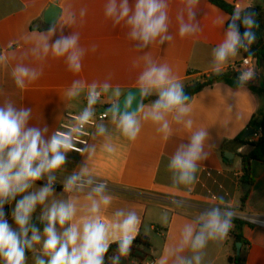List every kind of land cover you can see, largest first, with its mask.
<instances>
[{
	"label": "crops",
	"instance_id": "0c3cea01",
	"mask_svg": "<svg viewBox=\"0 0 264 264\" xmlns=\"http://www.w3.org/2000/svg\"><path fill=\"white\" fill-rule=\"evenodd\" d=\"M224 1L242 12L255 5L264 7V0ZM106 3L107 0H0V56L7 58L6 61L0 60V104L9 100L17 107L31 108L30 125L46 128V138L54 134L67 112L82 114L85 111L89 85L108 83L111 86L93 107V115L112 106L114 101L118 102L129 90L139 88L138 78L145 67V56H150L157 64H167L183 87L202 81L205 75L218 74L213 71L212 53L224 38L230 15L211 0H199L195 20L200 31L185 37L179 35L180 22L177 19L184 11L183 0H168L172 39L163 45L153 43L146 49H137L136 42L128 36L129 28L123 22L114 24L105 16ZM129 3L133 4L134 0H129ZM52 4L60 8V16L55 23L57 31L49 43L61 34L77 33L79 47L84 51L79 71L70 70L66 59L53 55L51 51L41 57L29 52L39 40V33L49 29L43 16ZM69 14L74 16V23L66 25L65 17ZM184 17L187 20L186 11ZM222 20H225L224 24ZM243 56L240 51L236 57L230 58L220 73ZM18 63L41 72L23 90L15 85L12 76V69ZM255 69V75L248 82L260 87L264 69H258L254 62L251 72ZM74 81H80L84 88L79 96L69 98L67 91ZM117 87L121 92L118 98L112 95ZM152 103L142 102L136 113L140 132L134 141L124 137L111 123L112 115L98 122L106 126L107 133L97 135L95 127L84 154L67 153L66 165L57 173L55 198L71 199L75 203L76 215L72 223L81 224L84 217L91 215L89 192L63 191L64 177L79 172L80 167L86 164L89 176L109 184L104 194L111 197V203L101 205L97 215L109 225L110 231L118 210L135 212L140 218L136 237L144 234L152 244L148 251L149 260L154 259L156 264H161L167 258V264H173L170 254L181 238L182 228L191 224L205 209L219 206L230 208L235 213L264 216V154L261 159L251 160L253 184L245 190L244 183H240L244 171L239 154H249L254 147L229 143L248 128L260 99L246 83L234 87L225 82H215L191 99L188 103L191 110L182 120L178 122L174 118L175 113L166 115L167 131L162 130L163 121L156 123L144 118ZM188 120L192 121L191 128L187 127ZM200 129L208 132L205 145V150L210 153L208 159L199 162L192 185L174 186L167 164L177 148L188 143L192 132ZM224 144L225 152L235 155L230 161H225L221 154ZM105 145H110L113 151L108 152ZM36 183L43 186L46 181ZM246 191H249V196L242 207ZM13 207L14 203L8 205L7 210L6 218L10 224L13 223L10 215ZM40 212L38 207L33 219L38 218ZM165 216L167 222L163 219ZM236 233H240L248 243L242 245L239 253L234 240ZM239 254L245 256L243 264H264L263 227L245 223L237 229L233 224L224 241H208L202 250L201 264H237L232 259ZM181 255L190 257L192 253L185 249ZM32 256L33 253L28 255V264H34ZM120 264L139 263L135 258L122 257Z\"/></svg>",
	"mask_w": 264,
	"mask_h": 264
},
{
	"label": "clouds",
	"instance_id": "9594fccd",
	"mask_svg": "<svg viewBox=\"0 0 264 264\" xmlns=\"http://www.w3.org/2000/svg\"><path fill=\"white\" fill-rule=\"evenodd\" d=\"M183 4L187 20L184 11L177 16L181 37L200 31L195 20L199 0H183ZM167 9L168 0H134L133 4L129 0H107L104 11L114 24L123 22L129 28L128 36L136 42L137 49H146L153 43L163 45L172 39ZM228 19L230 23L224 38L213 49L214 73H220L222 66L230 58L236 57L240 50L250 53L256 39L253 17L237 8ZM224 22L221 21L222 24ZM71 23H74V16L69 14L65 17V24ZM241 25L245 29L243 33L240 32ZM56 31V25L53 24L47 32L39 33V40L29 52L41 57L51 51L55 56L64 57L70 70L79 71L84 55L83 49L79 47V35L74 32L67 36L61 34L50 44ZM6 59L0 56V60ZM143 59L145 67L138 78L140 93L143 96L155 93L157 96L144 118L156 123L163 121L162 130L167 131L166 115L175 113L174 118L178 122L182 120L191 110L189 97L184 94L183 85L172 75L167 64H157L150 56ZM40 75L39 70L23 63L16 64L12 69L15 85L21 90ZM252 75L251 72L243 73L239 82L247 83ZM110 87L108 83L88 86V106L81 114V124L92 118L93 107ZM83 88L80 81H74L67 96L75 98ZM112 95L120 97V89L115 88ZM132 103L133 98L129 96L121 110L114 101L111 123L124 137L134 141L140 132V121L136 112L130 111ZM31 115V108L17 107L9 100L0 104V264H28V252L33 253L34 264H104L109 246L114 242H118V249L117 254L110 257V264H120L121 258L129 255L139 231L140 218L133 211L118 210L110 231L109 225L97 215L101 205L111 203V197L104 194L107 186L102 182L96 183L87 174L85 164L79 172L63 179L65 192L89 190L91 215L84 217L81 224L72 223L76 215L75 203L71 199H56L54 190L57 173L66 165L67 153L73 150L71 140L57 134L46 138V128L30 125ZM187 127H192L191 120L187 121ZM96 129L97 135L107 133L103 123L98 124ZM207 139V130L200 129L192 132L188 143L177 148L167 164L174 186L187 187L195 182L199 162L207 160L210 154L205 150ZM105 148L108 152L113 151L110 145H105ZM79 151L83 153L85 149ZM41 180L46 183L37 186L36 182ZM13 203L10 213L13 223L10 224L4 208ZM38 207L41 212L37 219L43 225L42 230L33 223V215ZM235 216L236 213L230 208L213 206L205 209L191 224L182 228L181 238L170 254L173 264H201L202 250L208 241H224L233 227ZM163 219L167 222V216ZM37 245L40 247L37 248ZM185 249L191 251L190 257L181 255ZM161 264H167V258Z\"/></svg>",
	"mask_w": 264,
	"mask_h": 264
},
{
	"label": "trees",
	"instance_id": "16d2710c",
	"mask_svg": "<svg viewBox=\"0 0 264 264\" xmlns=\"http://www.w3.org/2000/svg\"><path fill=\"white\" fill-rule=\"evenodd\" d=\"M213 4L216 6L222 8L226 12L229 13L230 17L232 13L235 10V7L228 4L224 0H211ZM254 8L257 9V14L255 17V27L253 31L256 34V39L254 43L251 46L250 53H245L243 50H240L243 52L244 57H250L254 60L256 63L258 69L261 68V62H264V7L260 5H255ZM230 23V19L227 22ZM244 28L241 25L240 32H244ZM264 72V71H263ZM239 75L237 73H218L213 74L210 76H203L202 81H197L194 83H188L184 86V94L189 97L188 103L191 101V99L198 94L200 91H202L204 88L214 84L215 82H225L227 84H230L234 87H239L242 85L239 82ZM250 89L256 94L260 99V105L258 107V110L254 113L248 127H254V128H261L262 130V137L260 140L256 143H251L248 139H245L243 137V133L240 134L237 138H235L233 141L229 143L237 144L238 146H247L251 145L254 147L252 152L249 154H239L241 156L243 161V171L244 174L242 177H240V183H249L250 185L253 184V179L251 177V166L250 162L253 159H261L262 155L264 154V80L262 79V85L260 87L254 86L253 84L247 82ZM155 99H157L156 95H149L144 96L143 103H149L153 102ZM226 150V145L224 144L222 149V156L224 155V152ZM249 196V191H246L244 196L242 197V207L245 206L247 199ZM7 210L8 205H5L4 211L7 216ZM33 223L36 224L38 227L43 228V225L39 223V220L37 218L33 219ZM233 224H235V227L237 229H240L243 224H245L243 221L234 218ZM235 245L240 242L242 245L248 244L247 241L243 238V236L240 233H236L234 235ZM152 248V244L149 240V238L144 234H139L136 238H134L132 245L130 247L128 258H135L138 259L140 262L144 260L145 257H148V251ZM118 249V242L113 243L110 245L104 259V264L110 263V257L117 254ZM32 252H28L27 255H30ZM237 264H243L245 261V256L243 254L236 255L234 259H232Z\"/></svg>",
	"mask_w": 264,
	"mask_h": 264
},
{
	"label": "built area",
	"instance_id": "2783aa9c",
	"mask_svg": "<svg viewBox=\"0 0 264 264\" xmlns=\"http://www.w3.org/2000/svg\"><path fill=\"white\" fill-rule=\"evenodd\" d=\"M238 7V5H236ZM2 50L0 49V55ZM254 66V60L250 57H244L239 60L230 63L226 69V73H249L252 71ZM102 99V96H101ZM110 114L105 110L98 111L95 115L92 116L90 120L81 124L80 117L81 114L74 112H67L65 114V119L59 125V127L55 130L54 134L68 137L71 140L72 151L76 154H84L87 147L90 144V140L92 138V133L94 128L97 126L98 122L106 120ZM257 134L250 137L249 141L251 143H256L262 137L261 128H256ZM85 149L83 153L79 151V149ZM96 183H104L108 187V182L105 180L94 178ZM85 192H89L88 189L84 190ZM236 219L243 221L246 224L263 227L264 228V216L263 215H253L244 212L236 213ZM147 264H156L154 259H150Z\"/></svg>",
	"mask_w": 264,
	"mask_h": 264
},
{
	"label": "water",
	"instance_id": "95a60500",
	"mask_svg": "<svg viewBox=\"0 0 264 264\" xmlns=\"http://www.w3.org/2000/svg\"><path fill=\"white\" fill-rule=\"evenodd\" d=\"M246 15H249L251 17H253V19H255L256 17V14H257V9L254 8V7H249L247 8L246 12H245ZM60 16V8L55 5V4H52L44 13V16H43V19H44V22L46 24V26H52L53 24L56 23V21L58 20ZM261 68L264 69V62H261ZM239 77L242 75V73H238ZM131 96L133 98V103H132V107L130 109V111L132 112H138L140 110V107H141V104L143 102V95H141L140 93V90L139 88H135V89H131L129 90L128 92H126L118 102L119 104V107L121 110H123V107H124V104H125V101L128 99V97ZM112 106H109L106 111L112 115ZM257 134V130L256 128L254 127H248L245 132L243 133V137L245 139H248L254 135ZM235 157V155L233 153H230V152H224V159L225 161H230L232 160L233 158ZM250 187V184L248 183H244L243 184V188L245 190H248ZM237 246V251L238 253L240 252V249L242 247V243L238 242L236 244Z\"/></svg>",
	"mask_w": 264,
	"mask_h": 264
},
{
	"label": "rangeland",
	"instance_id": "374dc122",
	"mask_svg": "<svg viewBox=\"0 0 264 264\" xmlns=\"http://www.w3.org/2000/svg\"><path fill=\"white\" fill-rule=\"evenodd\" d=\"M255 72H256V69H255V71H253V72H251V73H253V75H255ZM32 258H33V256H32ZM149 260V258L148 257H145L144 258V260L143 261H139L138 259H136V261L139 263V264H145V262H147ZM122 262V261H121Z\"/></svg>",
	"mask_w": 264,
	"mask_h": 264
}]
</instances>
